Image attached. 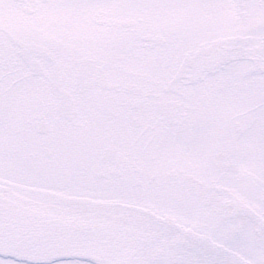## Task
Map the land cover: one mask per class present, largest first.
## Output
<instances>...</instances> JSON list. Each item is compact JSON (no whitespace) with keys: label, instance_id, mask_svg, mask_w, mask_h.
I'll return each mask as SVG.
<instances>
[{"label":"snow or ice","instance_id":"6c2138e0","mask_svg":"<svg viewBox=\"0 0 264 264\" xmlns=\"http://www.w3.org/2000/svg\"><path fill=\"white\" fill-rule=\"evenodd\" d=\"M0 264H264V0H0Z\"/></svg>","mask_w":264,"mask_h":264}]
</instances>
